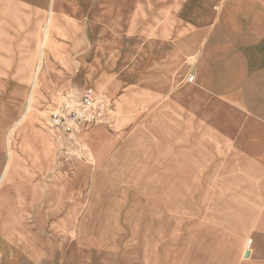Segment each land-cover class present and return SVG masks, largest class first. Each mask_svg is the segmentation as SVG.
Masks as SVG:
<instances>
[{
	"label": "crops",
	"instance_id": "0c3cea01",
	"mask_svg": "<svg viewBox=\"0 0 264 264\" xmlns=\"http://www.w3.org/2000/svg\"><path fill=\"white\" fill-rule=\"evenodd\" d=\"M92 1L59 0V6L71 5L75 10L70 17L58 8L54 11V0H0L1 130L21 119L32 89L31 76L39 75L40 90L45 79L41 73L51 72L49 59H58L61 68L60 75L49 78L48 89L69 88L71 72L79 74L83 86L100 78L98 89L123 92L107 123L82 131L83 140L92 137L93 163L90 167L78 163L76 179L82 183L97 177L99 184L109 182L122 172L121 165H187L188 161L199 165L198 154L205 153L210 160L205 164L209 169L206 188H201L196 175L190 182L175 177L174 209L181 218H197L205 205L206 218L215 225L211 227H221L222 237L206 242V249L230 251L227 257L216 258L221 264H264V0H197L193 14L183 21L187 35L159 34L140 55L134 50L126 53L125 65L114 73L111 69L119 58L115 54L121 49L92 31L80 36L66 29L81 21L82 5ZM131 3L122 0L117 5L130 8ZM119 18L121 10L116 13L115 19ZM88 42L98 43L96 50ZM93 55L96 59L91 63ZM102 56L111 58L98 61ZM194 56L198 57L195 65L188 68L185 59ZM187 70L188 85H182ZM213 74L222 79L220 85L215 83L217 87ZM190 76L194 82L188 81ZM215 89H221L222 95L213 97ZM143 107L153 110L145 119ZM39 116L37 112L34 129L51 137L37 125ZM4 136L0 131V264H19L3 233L13 231L15 223L22 226L29 213L21 214L22 203L33 205L37 198L3 190L8 178L18 176L21 165L14 174L8 173L10 153H6ZM219 151L222 158L216 168L220 171L210 176L213 155ZM183 153L188 161L183 162ZM215 175L220 176L216 181ZM183 184L193 187L184 199ZM215 184L220 187L216 192ZM3 202L15 203L18 216L6 217ZM182 202L188 208L183 210Z\"/></svg>",
	"mask_w": 264,
	"mask_h": 264
},
{
	"label": "rangeland",
	"instance_id": "374dc122",
	"mask_svg": "<svg viewBox=\"0 0 264 264\" xmlns=\"http://www.w3.org/2000/svg\"><path fill=\"white\" fill-rule=\"evenodd\" d=\"M120 1L93 0L88 5L84 4L81 21L78 24L74 21L66 28L80 36L92 31L98 37L109 38L110 43L121 49L115 54L119 58L116 67L111 69L113 73L125 65L126 53L134 50L136 56L140 55L148 41L156 40L159 34L187 35L183 21L190 18L199 0H131L130 8L117 5ZM61 9L67 16L75 14L71 5H63ZM120 10L121 18L116 20V13ZM115 30L121 33H115ZM88 44L93 50L98 46L96 42ZM91 58L92 63L96 56ZM109 58L111 56H102L97 60L106 62ZM191 58L193 60L190 61ZM197 58L185 59L188 68L195 65ZM49 61L51 72L46 75L41 73V78L45 79L40 90L39 75L34 73L33 78L31 76L32 89L20 118L28 109V117L35 118L39 112L37 125L44 127L45 133L53 137L41 136L34 129L33 120L29 123L23 119L14 124L8 122L3 130L1 126L4 123L0 121V131L6 136V153H10L8 173L11 170L14 174L15 168L21 164L15 179H9V174L6 176L8 179L3 190L11 195L27 198L33 195L37 198L33 205L29 201L22 203L21 214L29 212L22 220V226L19 228L15 223L14 232L3 233L4 242L19 256V264H221L216 258H223L230 251L206 249V242L222 237L219 233L221 227H211L215 225L206 218L205 205L201 207L203 213L197 218H181V213L174 209L175 177H180L182 182H190L191 176L196 175L203 184L201 188H206L209 169L205 164L206 160L210 162L206 154H198L199 165H190L189 158L186 159L183 153L182 160L188 161L187 165H121L122 172L119 171V176L109 182L99 184L97 177L79 182L76 165L81 163L90 167L89 164L93 163L89 142L92 137L83 140V133L70 136L55 130L49 123L50 115L61 104L63 92L77 94L86 88H93L116 106L117 97L123 91L120 89L111 93L106 88L98 89L96 82L100 78L80 85L79 74L73 76V72L69 76V88L48 89L49 78L60 75L61 68L58 59L53 57ZM76 69L79 66L75 67L77 72ZM189 70L182 76V85L187 84ZM212 76L217 87L215 83L220 85L222 79L218 74ZM73 77L77 83H72ZM222 92L215 89L212 96H221ZM152 111L143 107V119ZM213 156L210 176L220 171L216 165L221 163L222 158L220 151ZM218 177L215 175L214 181ZM78 182L81 185H77ZM191 188L189 184L181 186L183 199ZM219 188L215 184L214 192ZM2 204L5 205L3 214L6 217L14 219L18 216L13 208L15 203ZM182 204L183 210L189 206L185 202ZM185 213L182 211V214Z\"/></svg>",
	"mask_w": 264,
	"mask_h": 264
},
{
	"label": "built area",
	"instance_id": "2783aa9c",
	"mask_svg": "<svg viewBox=\"0 0 264 264\" xmlns=\"http://www.w3.org/2000/svg\"><path fill=\"white\" fill-rule=\"evenodd\" d=\"M188 81L194 82L195 77L190 76ZM113 113L112 101L104 99L93 88H86L77 94L63 92L62 102L50 115L49 123L55 130L71 136L107 123Z\"/></svg>",
	"mask_w": 264,
	"mask_h": 264
},
{
	"label": "bare ground",
	"instance_id": "6f19581e",
	"mask_svg": "<svg viewBox=\"0 0 264 264\" xmlns=\"http://www.w3.org/2000/svg\"><path fill=\"white\" fill-rule=\"evenodd\" d=\"M59 0H55V2H54V11H56V9L58 8V11L60 10V11H62V6H59ZM59 6V7H58ZM64 11V10H63ZM66 11V10H65ZM74 13V12H73ZM69 14V13H68ZM29 114H30V112H29V109H28V111H26V113L23 115V117L21 118V120L23 119V120H25L26 121V123H29L30 122V120H34L35 118H33V117H28L29 116ZM36 117V116H35ZM80 133H83L82 131H80ZM5 169V168H4Z\"/></svg>",
	"mask_w": 264,
	"mask_h": 264
}]
</instances>
